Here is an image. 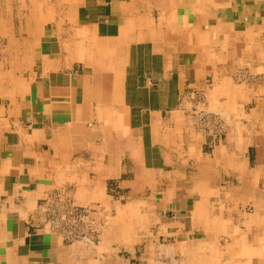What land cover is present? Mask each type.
Instances as JSON below:
<instances>
[{
    "label": "crops",
    "instance_id": "0c3cea01",
    "mask_svg": "<svg viewBox=\"0 0 264 264\" xmlns=\"http://www.w3.org/2000/svg\"><path fill=\"white\" fill-rule=\"evenodd\" d=\"M0 264H264V0H0Z\"/></svg>",
    "mask_w": 264,
    "mask_h": 264
},
{
    "label": "rangeland",
    "instance_id": "374dc122",
    "mask_svg": "<svg viewBox=\"0 0 264 264\" xmlns=\"http://www.w3.org/2000/svg\"><path fill=\"white\" fill-rule=\"evenodd\" d=\"M246 76H249V75H246ZM246 76H245V74L238 75V80H237L238 83H242L243 81H245ZM252 76H255V75H252ZM126 190H127V188H126ZM124 199H127V198L124 197ZM91 210L87 211L86 214L78 216L77 219L74 221L73 225L75 227H78V229L81 231L85 230L87 233L86 234L87 237L91 238L94 241H98L100 239V236L102 235L103 231H105V229H106V225H107L106 223L112 219L110 217H108V219H106L105 217L102 216V214H104V213H101V211L99 212V205L98 204L94 203ZM130 210L131 209H129V211ZM129 220H130L129 222L132 224L131 217ZM79 239H82V238H78L77 240H79Z\"/></svg>",
    "mask_w": 264,
    "mask_h": 264
},
{
    "label": "built area",
    "instance_id": "2783aa9c",
    "mask_svg": "<svg viewBox=\"0 0 264 264\" xmlns=\"http://www.w3.org/2000/svg\"><path fill=\"white\" fill-rule=\"evenodd\" d=\"M60 200L65 205V207H63V210H55L51 213L54 216L53 218L56 222V225H58L60 229H62V231L64 230L65 237L69 240L73 241L77 240L78 238L87 237L86 231L79 230L78 227H75L73 225V223L78 216L86 214L88 210L80 207L79 205H76V203L73 201H69L63 198H61Z\"/></svg>",
    "mask_w": 264,
    "mask_h": 264
},
{
    "label": "bare ground",
    "instance_id": "6f19581e",
    "mask_svg": "<svg viewBox=\"0 0 264 264\" xmlns=\"http://www.w3.org/2000/svg\"><path fill=\"white\" fill-rule=\"evenodd\" d=\"M225 183V182H224ZM170 250V249H169ZM166 252V251H165Z\"/></svg>",
    "mask_w": 264,
    "mask_h": 264
}]
</instances>
